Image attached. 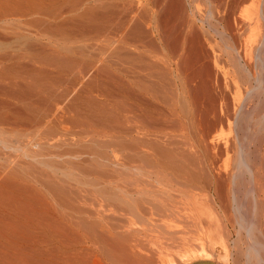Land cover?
<instances>
[{
    "label": "bare ground",
    "instance_id": "bare-ground-1",
    "mask_svg": "<svg viewBox=\"0 0 264 264\" xmlns=\"http://www.w3.org/2000/svg\"><path fill=\"white\" fill-rule=\"evenodd\" d=\"M0 264H264V0H0Z\"/></svg>",
    "mask_w": 264,
    "mask_h": 264
}]
</instances>
